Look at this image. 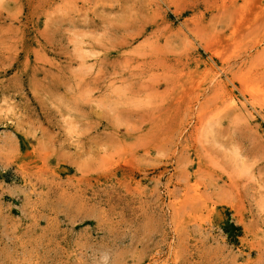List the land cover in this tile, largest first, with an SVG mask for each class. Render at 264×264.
<instances>
[{"label":"rangeland","instance_id":"obj_1","mask_svg":"<svg viewBox=\"0 0 264 264\" xmlns=\"http://www.w3.org/2000/svg\"><path fill=\"white\" fill-rule=\"evenodd\" d=\"M0 264H264V0H0Z\"/></svg>","mask_w":264,"mask_h":264}]
</instances>
